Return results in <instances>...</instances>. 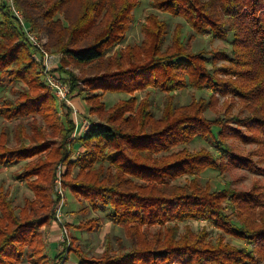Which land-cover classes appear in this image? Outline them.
<instances>
[{
  "label": "trees",
  "instance_id": "16d2710c",
  "mask_svg": "<svg viewBox=\"0 0 264 264\" xmlns=\"http://www.w3.org/2000/svg\"><path fill=\"white\" fill-rule=\"evenodd\" d=\"M16 2L31 29L47 38L44 48L59 56L57 70L68 76L70 94L82 96L96 119L75 136L73 108L50 89L35 46L0 0V89L11 94L0 97V167L20 165L16 178L33 192L18 208L0 181V264L62 259V252L48 255L44 231L61 199L59 167L62 185L85 203L80 211H106L131 241L128 247L120 240L117 250L107 234L99 255L72 245L79 264L264 262V184L213 189L201 178L207 169L264 174V0H152L153 8L182 17L196 34L230 41L210 57L185 42L182 23L166 44L169 25L156 14L141 23L140 43L122 46L141 0ZM187 88L210 95L178 105L177 92ZM151 89L164 93L159 116ZM105 92L129 96L108 106ZM220 96H231L223 112ZM238 101L240 113L231 116ZM209 109L214 119L205 115ZM196 138L218 140L222 154L190 150ZM229 138L257 147L244 155ZM189 220L220 232L215 240L207 227L182 232L180 223ZM101 221L73 227L93 231Z\"/></svg>",
  "mask_w": 264,
  "mask_h": 264
},
{
  "label": "rangeland",
  "instance_id": "374dc122",
  "mask_svg": "<svg viewBox=\"0 0 264 264\" xmlns=\"http://www.w3.org/2000/svg\"><path fill=\"white\" fill-rule=\"evenodd\" d=\"M150 14H156L159 17V19L165 20L168 23L169 32L167 35L166 44H169L171 42L173 36V30L175 26L178 23H182L184 25L182 37L185 40V42H189L192 50L195 51L205 50L207 56L210 57L211 56L210 52L212 49H219L221 47H230V41H225L222 39H212L211 36L207 34H196L189 27V25L186 24V22L182 17L179 16L175 17L169 13L161 12L153 8L152 0H141L140 6L136 9L135 12L136 15L135 20L130 30L127 32L126 39L122 43V46H125L129 43L132 44L140 43V41L143 38L140 25ZM37 36L39 37L43 46L47 38L45 36H40L39 34H37ZM36 58L38 60L40 59L39 56H37ZM58 65L59 62L57 61L54 70L58 72L59 76L61 77V80L69 87V84L67 82L68 76L65 73H62L60 70H57V68L59 67ZM209 67H211L210 63H209ZM71 69H73V71L76 74L79 75L82 74V70L80 68L75 67L74 65L71 66ZM151 90L153 91L152 99L154 103V113L156 116H159L160 109L163 106L164 93L157 89H151ZM137 94L139 97H142L145 95V91L138 92ZM209 95H210L209 90L199 91V90L187 88L177 92L176 100L178 105H183L190 103L193 97L207 98L209 97ZM1 96L10 97L11 94L8 90L5 91L0 89V97ZM128 96H129L128 94H124V93L105 92L102 95V100L105 103H107L108 106H112L120 99L127 98ZM74 97L75 98L77 97L78 99L76 100H78L81 104L86 106V102L82 96L75 93L74 95L72 94V100ZM219 98H220V102L218 107L221 108L223 112V109L225 107L224 105L227 102V100L228 102L230 101L231 96H220ZM241 108H242L241 103L239 101L236 102L235 105L232 107L230 113L231 116L239 115ZM74 109H73V118L75 122H77V118H76L77 114H75ZM81 115H83V118L85 119L86 122L90 121L91 118L96 119L95 116L89 115L87 112ZM205 115L210 119H214L216 117V114L210 109L205 112ZM231 124L234 126L236 125L235 123H231ZM2 125H3V120L0 119V129ZM218 142H219L218 140L205 141L201 138H196L188 145V147L190 150H198L201 147H206L209 150H211L216 156L219 157L220 154H222V149L220 148ZM227 143L230 146L233 145L234 147H236L237 150L244 155L250 154L251 151H253L257 147L256 144L243 143L233 138H229L227 140ZM254 159L257 161L258 157L255 156ZM261 166L264 167V162L261 163ZM19 168L20 165L9 168L0 167V181H3L6 189L9 191L11 197L14 199V204L18 208H20L24 204L26 197H33V192L28 188L26 183L19 181L16 178V172L19 170ZM61 170H63V168H61ZM201 178L203 184L209 183L213 189H224L227 186L228 187L233 186L238 189L249 190L256 182L264 184V174H261L257 171L241 169V168L231 169L230 171H225V172H222L221 170L207 169L201 174ZM184 182H185L184 178L177 180V183L179 184H183ZM62 187L64 189V195H60L61 197L60 200H64V205L61 210L62 211L61 219L63 220L67 228L69 241L67 243V241L65 242L62 240L61 233L63 226L59 223V221L54 219L50 227H44L47 244H48L47 253L50 257H55L58 253L64 252L63 257H66L65 264H79L77 256L73 252H70L69 249L67 250L68 244H69V248L72 247V245L74 246L79 245L80 248H82L86 252H89L90 255H99L106 249L105 239L107 234L111 236L112 244L115 249L118 250V246L120 245V240L122 245H126L130 247L131 241L127 237L123 227L109 220L106 216V211L91 210L89 213H82L80 210L83 208L85 203L82 202L77 196H75L68 188H65L63 185ZM94 217H101L102 221L99 228L93 231L84 230V229L81 230L73 227L74 225H77L80 222L86 221ZM187 226H190L194 231H199L202 228L207 227V229L210 232L209 235L213 240H215V238L218 236L220 232L219 230L213 228L211 225L207 224V222L203 220H199V221L189 220L186 222H181L180 223L181 231L185 232ZM225 237L226 240L232 244L235 245L244 244L241 240L236 239L230 235H226ZM51 239L55 242L52 246L50 245L52 241ZM73 239L76 240L75 243L73 242ZM57 263L62 264V259L60 258L57 261ZM22 264H30V263L28 261H25ZM257 264H264V262H260Z\"/></svg>",
  "mask_w": 264,
  "mask_h": 264
},
{
  "label": "built area",
  "instance_id": "2783aa9c",
  "mask_svg": "<svg viewBox=\"0 0 264 264\" xmlns=\"http://www.w3.org/2000/svg\"><path fill=\"white\" fill-rule=\"evenodd\" d=\"M8 8V10L11 12V14L17 19L19 24L21 25L23 31L25 32L27 38L29 41L35 46L36 52L35 57L39 56L43 63V74L44 78L50 87V89L53 91V93L57 96V98L64 103L67 106H70L74 109L72 95L70 94V89L67 84H65L61 77L59 76L58 72L55 71V63L54 58L55 54L50 53L48 50L42 46V42L40 41L37 34L31 29V27L27 24L25 15L23 14L22 10L18 7L16 0H3ZM75 114H77L75 110ZM86 126L88 127L89 121L86 122ZM78 128V121L76 122V129ZM61 167H59V175L56 179V185H57V191L60 195H64V189L62 187V180H61ZM64 205V200H60V203L55 209V220L59 221V223L63 226L62 229V240L63 241H69V235L67 228L61 219L62 216V207ZM69 249V244L67 246V250ZM64 253V252H63ZM66 257L62 256V264H65Z\"/></svg>",
  "mask_w": 264,
  "mask_h": 264
},
{
  "label": "crops",
  "instance_id": "0c3cea01",
  "mask_svg": "<svg viewBox=\"0 0 264 264\" xmlns=\"http://www.w3.org/2000/svg\"><path fill=\"white\" fill-rule=\"evenodd\" d=\"M53 61H55L54 63L56 65L57 61L58 62L60 61L59 56L58 55H55V58H54ZM76 99H78V98L77 97L76 98L75 97L73 98V103H74V107H75L74 110H76V112H77V117L76 118H77V121H78V128L75 131V136H79V135L83 134L86 131V129H87V126H86V123H85V119L83 118V115H81V114H85V112L88 113V111H87V106L81 104ZM80 149L78 151H80ZM54 243L55 242L52 240L50 245L52 246Z\"/></svg>",
  "mask_w": 264,
  "mask_h": 264
}]
</instances>
